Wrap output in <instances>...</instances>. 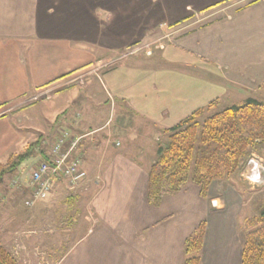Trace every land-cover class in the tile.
Returning <instances> with one entry per match:
<instances>
[{"label": "crops", "instance_id": "0c3cea01", "mask_svg": "<svg viewBox=\"0 0 264 264\" xmlns=\"http://www.w3.org/2000/svg\"><path fill=\"white\" fill-rule=\"evenodd\" d=\"M98 1L0 0V112L8 105L20 108L12 115L0 113V164L23 136L33 137L34 143L36 131L45 133L30 115L37 111L30 102L36 100L37 92L103 56L123 52L136 39L150 37L148 24L136 22L132 7L121 13L116 0L105 6ZM240 1L172 0L170 5L156 0L151 4L154 23L164 16L172 21L178 32L172 42L152 56L125 57L101 70L81 90L64 88L54 93L59 98H53L50 108L66 105L83 112L86 103L99 111L117 106L128 116L127 126L121 127L127 132L133 122H144L145 127L138 126L136 131L141 136L148 125L161 135L162 129L177 125L213 101L227 98L234 104L246 99L234 98L231 92L255 89L264 80V0L229 7ZM220 10H226L221 17L180 32L196 16ZM28 101L29 106L22 109L20 104ZM27 111L21 119L20 114ZM80 116L61 122L72 119L75 123ZM25 122L31 127L25 128ZM102 130L97 128L80 146L87 178L99 184L88 201V228L82 232L72 229L70 241L59 244L51 242L59 230L50 225L25 232L2 231L14 235V250L28 256L19 263L183 264L185 240L204 223L200 264H241L244 234L238 219L243 199L238 189L214 181L202 197L199 188L189 183L152 206L146 196L150 164L133 157L124 141V150H111L104 135L96 136ZM24 162L19 167L22 173ZM58 181L54 186L63 180ZM22 235L30 248L20 243L24 242Z\"/></svg>", "mask_w": 264, "mask_h": 264}, {"label": "rangeland", "instance_id": "374dc122", "mask_svg": "<svg viewBox=\"0 0 264 264\" xmlns=\"http://www.w3.org/2000/svg\"><path fill=\"white\" fill-rule=\"evenodd\" d=\"M108 1L109 0H100L98 1V3L100 5H103L104 3L105 6V3L107 4ZM163 1H169V3H171L170 5H172L174 2V0L173 2L172 0ZM249 1L252 0L231 2V5H229V7L241 6ZM253 1L257 2L258 0ZM155 2L156 0H116V9L118 11H120L121 13H128V10L124 11L125 8L132 7V16L135 18L136 22L140 20L143 21L144 24H148L147 34L150 37L144 40H134L131 44L124 48L125 50H123V52L117 51L112 53L110 56L106 55L99 58L93 63V65L87 66L84 69H80L79 71L68 75L64 80L61 81L67 82L66 84L62 85V83H57L50 87V89L41 90L40 92H37V96L35 98L36 100H30L31 104L33 103L36 105L34 106L33 110H37L34 113L30 114L32 116L31 119L32 121L37 122L38 130L45 133L41 134L39 131H36L38 132L36 133L38 140L34 143H32L34 141L33 137L22 135L23 137L18 146L15 148V150H10L9 153L21 154L26 150H29L32 155L30 158L25 160L23 164V166L26 165L24 168L26 170L24 173H22V169H19V166L10 176H5L4 181L0 186V240L5 249L15 258L17 264H21L18 261L21 262L24 260V258L28 260V256L25 253H22V251L18 252L14 250V247L12 246L13 241L16 238L14 237L13 239L14 235L10 236L9 234H2V231L25 232L31 229H37L43 226L50 225L59 230L54 237V240L52 239L51 242L59 244L65 242V240L67 239H69L70 241V239L72 238V229H75V232L77 229L82 232L83 230L87 229L90 224L89 220L91 221V218H89L88 220L86 219V216L89 212V209L87 207L88 201L95 193L96 189L99 187L98 183H95L93 180L91 181L92 177L89 179L87 178L80 187L79 185H74L71 189L69 187L72 185L67 183V181H61V183H59L57 186H53L51 193L46 198V200L35 204L32 208H27L24 206V200L29 196L30 193L29 190L24 189L23 191H21L11 185L12 178L16 176L20 179H25V182H28L27 170L30 171L31 168H35L40 163L49 161L51 159V149L55 145V142L62 131L67 132L72 137H81V140L78 143V148L79 150H81L80 146L81 143L84 142L83 140H87L88 138H90V136L94 133L93 131H96L97 128L101 127L104 130L96 133V136H98L97 134H99L100 136L104 135L107 139L104 141H107L108 146L112 145L113 147L111 150H124L121 147V141H124L126 142L127 146L129 145L126 150H128L133 157L136 158L139 156L138 158L143 163H148V165L153 163L155 159V150L157 143L163 142L165 140V137L159 134L157 135L154 128H152L150 125H148L143 134H140L141 136H139L138 133H136L137 127H145L144 122H142V124H139L138 122L132 121V126L129 128L128 132L122 129V126H127L126 122L129 119L128 116L120 112L117 106L115 108L113 106H110V108L108 106H105L101 111H99L96 110L95 105L86 103L83 112H80L81 108L71 110L69 107H65L66 105L59 109H51L50 104H53L55 98H59L55 97L53 95L54 93H57L64 88H74L76 90L85 88L87 85L93 83V78L99 75L101 70L109 68L117 62H121L127 56L135 54L147 56L145 53V51L147 50L151 51V55L148 56H152L156 50H161L166 45H169L172 42V38L175 33L178 32L174 30L175 25L172 24V21L168 18H165V16L159 18L158 22L154 23L156 14L153 12L154 8L151 7V4H154ZM225 11L226 10H220L198 15L195 17V20L193 19L192 22L190 21V25L186 24L185 28H182L180 32H188L194 28L200 27L210 20L221 17V15L225 13ZM120 12H117V14H119ZM169 12L171 11L166 10V13ZM153 34H155V36L151 37ZM138 47L142 49L134 54L129 53ZM124 55L126 56L121 58ZM105 58H113L117 59L118 61H112L111 64L99 68L96 65L97 62ZM257 87L255 89H249L246 92L234 91L231 93L233 94V96H235L234 98L240 99L254 97L260 100H264V80ZM90 92H92V89ZM82 96L83 95H80V98ZM97 100H99V98H97ZM242 100L244 99H241L240 101ZM30 102L28 101L21 103L20 106L22 107V109H24L26 108V106H29L27 104ZM229 103L230 102L229 100H227V98H224V100L222 98L215 103V106H213L210 112L212 113L233 104V102L230 104ZM14 105L15 104L8 105L6 108L1 110L0 113L3 112L7 113L8 115H12L15 111H18L20 109L15 108L16 106ZM18 105L19 104H17V106ZM28 112L29 111H27L25 114L21 113V119H23L25 115L27 116ZM48 115H50V117H47ZM76 115L81 116L80 118L76 119L77 121L75 123H72V119L70 120V122H61L63 118L75 117ZM50 120L52 121V123ZM24 124L25 128L31 125V123L27 122H25ZM66 124L69 126H67ZM129 124L131 125L130 122ZM62 126H64V128H62ZM24 133L26 132H21V134ZM8 156H5L3 160H1L2 164L7 161ZM42 157H45L46 160ZM82 168L84 169V166H82ZM249 176H256L258 178H261L262 182L255 184L251 183L248 179ZM58 182L59 181H57V183ZM218 182L219 184L220 182H225L229 185H232L240 192V195L243 199V207L238 219L239 222L243 223L244 219L257 215L262 209H264V142H261L257 146L249 149L242 162L240 163L239 168L233 174L229 175L227 178L218 180ZM66 229L70 230L69 234L65 233ZM2 236H4L5 241L2 239ZM22 238L24 239V242L20 243H24L27 249L30 248V243L26 239V237L22 235ZM26 264H28V261H26Z\"/></svg>", "mask_w": 264, "mask_h": 264}, {"label": "trees", "instance_id": "16d2710c", "mask_svg": "<svg viewBox=\"0 0 264 264\" xmlns=\"http://www.w3.org/2000/svg\"><path fill=\"white\" fill-rule=\"evenodd\" d=\"M215 101L187 116L177 125L161 130L155 159L147 174L146 196L158 206L165 196L195 184L206 197L212 182L227 178L240 166L247 151L264 142V100L246 98L210 112ZM29 150L0 164V186L28 158ZM241 264H264V209L243 221ZM205 224L185 240L183 264H200ZM0 264H17L0 240Z\"/></svg>", "mask_w": 264, "mask_h": 264}, {"label": "built area", "instance_id": "2783aa9c", "mask_svg": "<svg viewBox=\"0 0 264 264\" xmlns=\"http://www.w3.org/2000/svg\"><path fill=\"white\" fill-rule=\"evenodd\" d=\"M140 49L142 48L138 47L129 53L134 54ZM145 53L146 55H151L150 50L145 51ZM125 56L126 55L121 58ZM112 59H102L98 61L96 65L100 68L111 64L112 61H118L117 59ZM61 83L63 85L67 82ZM80 140L81 137H72L67 132L62 131L51 149V159L40 163L35 168H31L30 171H28V182L23 181V179L17 176L12 178L11 185L13 187L21 191L28 189L30 192L29 196L24 200L25 207L32 208L35 204L46 200L58 180L67 181V183L72 185H69L70 189L73 188L74 185L80 186V184L86 180L87 174L82 168L83 155L78 148Z\"/></svg>", "mask_w": 264, "mask_h": 264}, {"label": "clouds", "instance_id": "9594fccd", "mask_svg": "<svg viewBox=\"0 0 264 264\" xmlns=\"http://www.w3.org/2000/svg\"><path fill=\"white\" fill-rule=\"evenodd\" d=\"M248 179H249V181L251 182V183H261L262 181H261V178H258V177H256V176H249L248 177Z\"/></svg>", "mask_w": 264, "mask_h": 264}]
</instances>
